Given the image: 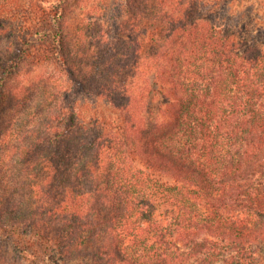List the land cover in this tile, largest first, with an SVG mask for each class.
Wrapping results in <instances>:
<instances>
[{
  "label": "trees",
  "instance_id": "obj_1",
  "mask_svg": "<svg viewBox=\"0 0 264 264\" xmlns=\"http://www.w3.org/2000/svg\"><path fill=\"white\" fill-rule=\"evenodd\" d=\"M0 264H264V0H0Z\"/></svg>",
  "mask_w": 264,
  "mask_h": 264
},
{
  "label": "rangeland",
  "instance_id": "obj_2",
  "mask_svg": "<svg viewBox=\"0 0 264 264\" xmlns=\"http://www.w3.org/2000/svg\"><path fill=\"white\" fill-rule=\"evenodd\" d=\"M45 71H46L45 69H42V72L46 73ZM33 74H35V73H33Z\"/></svg>",
  "mask_w": 264,
  "mask_h": 264
}]
</instances>
